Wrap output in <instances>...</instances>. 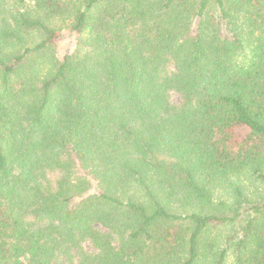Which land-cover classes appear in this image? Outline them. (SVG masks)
I'll return each instance as SVG.
<instances>
[{"label":"trees","instance_id":"1","mask_svg":"<svg viewBox=\"0 0 264 264\" xmlns=\"http://www.w3.org/2000/svg\"><path fill=\"white\" fill-rule=\"evenodd\" d=\"M229 256L264 264V0H0V264Z\"/></svg>","mask_w":264,"mask_h":264},{"label":"rangeland","instance_id":"2","mask_svg":"<svg viewBox=\"0 0 264 264\" xmlns=\"http://www.w3.org/2000/svg\"><path fill=\"white\" fill-rule=\"evenodd\" d=\"M67 47V40L61 39L56 46V54L57 56H61L63 51L66 49ZM232 263V256L228 257L227 260V264H231Z\"/></svg>","mask_w":264,"mask_h":264}]
</instances>
